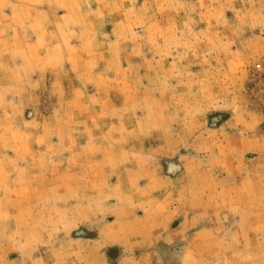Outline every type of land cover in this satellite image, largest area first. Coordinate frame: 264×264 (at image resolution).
<instances>
[{
  "label": "rangeland",
  "instance_id": "obj_1",
  "mask_svg": "<svg viewBox=\"0 0 264 264\" xmlns=\"http://www.w3.org/2000/svg\"><path fill=\"white\" fill-rule=\"evenodd\" d=\"M0 264H264V0H0Z\"/></svg>",
  "mask_w": 264,
  "mask_h": 264
}]
</instances>
